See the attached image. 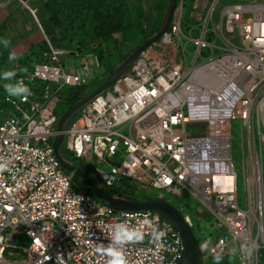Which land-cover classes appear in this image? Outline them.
<instances>
[{"label":"built area","instance_id":"obj_1","mask_svg":"<svg viewBox=\"0 0 264 264\" xmlns=\"http://www.w3.org/2000/svg\"><path fill=\"white\" fill-rule=\"evenodd\" d=\"M17 1L29 9L27 0ZM217 3L193 0L192 21L184 31V2L177 0L168 30L127 75L80 110L64 132L62 147L125 196L139 199L137 192H149L175 206L171 196L196 195L213 216L216 231L204 238L194 234L200 257L207 260L219 252L235 255L239 264H260L264 215L239 206L236 191L238 173L248 199L252 189L259 201L262 190L257 144L261 152L264 1H236L215 12ZM41 47L32 52L30 69L21 71L20 63H13V84L23 81L31 90L27 101L10 97L5 83L0 90V102L6 104L0 113V264H108L95 249L110 242L117 224L145 233L142 242L123 248L127 264H177L180 236L157 212L113 209L60 167L52 148L57 94L63 87L88 85L100 62L96 53L85 57L76 43L60 47L45 39ZM234 119L252 127L247 157L238 169L231 156ZM193 122H204L211 130L192 135L186 127ZM239 140L243 156L241 134ZM116 159L119 163L110 171L94 166ZM214 176H228L231 184L217 190ZM176 208L194 233L190 215ZM21 235L25 244L14 245ZM232 240L235 252L228 251Z\"/></svg>","mask_w":264,"mask_h":264},{"label":"rangeland","instance_id":"obj_2","mask_svg":"<svg viewBox=\"0 0 264 264\" xmlns=\"http://www.w3.org/2000/svg\"><path fill=\"white\" fill-rule=\"evenodd\" d=\"M236 1H253V0H218V3L215 7V12H219V9L222 5L233 3ZM264 1V0H261ZM101 2V5L99 3ZM183 24L182 28L186 31V23H190L192 20L189 17V13L192 9L193 0H183ZM160 0H73L71 3L70 0H66V5L68 9L67 14L70 15L71 19L63 24L64 29L57 28L54 24L50 23L47 17L44 18V22L36 21L38 26L41 25L42 37L43 40H48L54 46L67 47L71 40L77 41L79 47L82 48V54L87 57L90 53H97L100 56V67L99 73H96L95 76L88 81V86L93 88L100 80L105 78L109 73V69L114 67L118 61L125 56L133 47L139 44V41L143 39L144 36L148 35L151 29L154 26V23L157 19V13L159 11ZM71 6V7H70ZM113 7H118V12H121L122 17L121 21L123 24V30L120 32L112 33L106 37L96 38L93 33V27L95 25V10H104L112 9ZM40 24V25H39ZM46 24L48 26H46ZM83 24V27H81ZM40 28V27H39ZM193 34H195L193 32ZM188 47L191 48V44H188ZM22 53H16L19 56L20 54H26L30 49H20ZM1 53V52H0ZM11 54H8L10 56ZM92 56V55H91ZM90 56V58H91ZM25 63H20V70L30 69V61L25 58ZM14 60H10L6 66L0 64V76L6 70H12ZM75 67L83 75L84 69L75 61ZM0 81L5 83H12L10 81H5L0 78ZM4 83H1V85ZM56 113L60 115L61 110L59 109V104L56 105ZM227 128V127H226ZM186 130L192 135H206L209 133L211 128L207 126L204 122H193L187 125ZM122 132H126L125 129ZM230 132L232 136L231 144V156L234 160L235 166L238 169L247 157V136L252 132V127H246L239 124L238 119L230 121ZM240 134L243 138L244 144V155L241 154V149L239 146L240 143ZM258 155H261L263 171L261 173V184L262 190H260L259 201L257 200L256 192L250 189V198L248 199L247 189L243 190L241 183V174L238 173L237 180V202L239 206H250L253 213L258 216L259 214L264 215V146L261 147V152L259 151V145L257 144ZM242 156V158H241ZM251 160V157H248ZM119 159L115 161H101L99 163H94L95 168L102 169L104 171H110L111 168L117 167ZM192 193L196 191L191 190ZM136 196L139 199L142 197H154V193H147L146 195H140V192L136 193ZM173 201H175L176 207H181L185 213L189 214L193 225H194V234L200 238L207 237L208 235H214L216 231L212 229L214 224L213 216L208 213L206 208L199 202L196 195L191 193H182L180 197L171 196ZM135 198V197H134ZM14 245L21 246L25 244L24 236L21 235L15 236ZM236 244L232 240L229 243L228 251L235 252Z\"/></svg>","mask_w":264,"mask_h":264},{"label":"water","instance_id":"obj_3","mask_svg":"<svg viewBox=\"0 0 264 264\" xmlns=\"http://www.w3.org/2000/svg\"><path fill=\"white\" fill-rule=\"evenodd\" d=\"M176 3L177 0H166V8L163 11L157 30L120 59L107 76L87 94L76 98L60 113L55 124L56 134L52 140V148L60 167L71 173L72 181L111 208L131 211L150 209L157 212L180 236L182 251L177 264H199L200 251L197 239L182 213L174 205L159 197L131 198L125 196L118 189L107 187L91 165L82 163L77 157H66L61 148L64 141V132L80 110L94 98L110 89L117 79L127 75L130 67L141 57L142 53L157 42L162 34L168 30L173 19Z\"/></svg>","mask_w":264,"mask_h":264},{"label":"trees","instance_id":"obj_4","mask_svg":"<svg viewBox=\"0 0 264 264\" xmlns=\"http://www.w3.org/2000/svg\"><path fill=\"white\" fill-rule=\"evenodd\" d=\"M70 1H71V3L73 2V0H70ZM65 5H66V0H40L39 5L37 6V14H36L37 18L40 21L44 22V18L47 17L48 21L50 23L54 24L57 28L64 29L63 24L71 19L70 15L67 14L68 9H71V8H67V6H65ZM99 5H101V2L99 3ZM117 8L118 7H113L112 9L107 8V9H104L102 11L95 10L93 12L95 19H96L95 25L93 27V33H94L96 38L106 37L112 33L120 32L123 30V24L121 21L122 14H121V12H118ZM165 8H166V0H161L157 19L154 23V26L151 29V31L148 33V35L144 36L140 42L145 40L151 33H153L154 31L157 30L159 23H160V20H161V17H162V14H163V11L165 10ZM46 26H48V25L46 24ZM81 27H83V24ZM70 42L77 44V41H75V40H71ZM42 45H43V42H39L35 47L30 48L28 53L20 54L19 56H16L17 59H15L14 61H16L18 63L19 62L25 63L26 62L25 58H26L27 61L28 60L30 61L29 65L31 68V64L34 61L32 59V52L36 51L37 49H41ZM135 47H133V48H135ZM96 55H97V53H96ZM98 59L100 61V56H98ZM8 63H10L8 53L5 51H1V53H0V64H3V66H6ZM11 63L13 64L14 62H11ZM112 68L113 67H111L109 69V72L112 70ZM12 81H13V78H12ZM1 83H5V82L0 81V90H2V88H3ZM91 89L92 88L89 87L88 85L79 86V87L68 86V87H63L62 89H60L58 94H57V97L59 98L58 104H59V109L61 110V112H63V110L69 104L74 102V100L76 98L84 96ZM3 107H6V104L4 102H0V113H1V109ZM199 264H215L214 257L208 258L207 260H203L200 257V263ZM220 264H239V262L237 261L235 255L225 254V255H222V259L220 261ZM260 264H264V248L261 250Z\"/></svg>","mask_w":264,"mask_h":264},{"label":"crops","instance_id":"obj_5","mask_svg":"<svg viewBox=\"0 0 264 264\" xmlns=\"http://www.w3.org/2000/svg\"><path fill=\"white\" fill-rule=\"evenodd\" d=\"M2 1L4 6L0 9V41L8 39L10 44L5 47L3 43H0V52L15 53L17 56L22 53L20 49L28 50L35 47L39 42L45 41L41 38L42 31L40 32V30L42 27L40 24L38 26L36 22L38 21L36 18L37 6L40 0H27L29 9L22 6L17 0ZM30 10H34V13Z\"/></svg>","mask_w":264,"mask_h":264},{"label":"clouds","instance_id":"obj_6","mask_svg":"<svg viewBox=\"0 0 264 264\" xmlns=\"http://www.w3.org/2000/svg\"><path fill=\"white\" fill-rule=\"evenodd\" d=\"M3 43L5 47H8L10 41L8 39H4L0 41ZM10 60L17 59L15 53L9 56ZM16 76V72L14 70H6L3 72L2 78L5 81H10L12 78ZM5 92L10 97H18L22 101L26 102L28 96L31 95V90L28 86H26L23 81H19L16 84L5 83L3 85ZM3 169V165H0V170ZM144 225L151 227V222L147 219L143 221ZM144 231L140 229L130 228L126 224H117L109 237V243L105 246L102 243H99L95 249V252L99 255L105 256L108 258V264H127L126 257L123 253V248L128 244L142 242L144 239ZM204 249L207 248V244L202 246ZM246 255L250 256V251L246 252ZM222 259L221 253H216L214 255L215 264H220Z\"/></svg>","mask_w":264,"mask_h":264},{"label":"bare ground","instance_id":"obj_7","mask_svg":"<svg viewBox=\"0 0 264 264\" xmlns=\"http://www.w3.org/2000/svg\"><path fill=\"white\" fill-rule=\"evenodd\" d=\"M230 184H231V179L228 176H214V179H213V187L215 189H217V190H224ZM259 193H260V191H258V193H257L258 196H259Z\"/></svg>","mask_w":264,"mask_h":264},{"label":"flooded vegetation","instance_id":"obj_8","mask_svg":"<svg viewBox=\"0 0 264 264\" xmlns=\"http://www.w3.org/2000/svg\"><path fill=\"white\" fill-rule=\"evenodd\" d=\"M61 148H62L63 154H64L66 157L69 158V155H68L67 152L64 150V148H63V147H61Z\"/></svg>","mask_w":264,"mask_h":264}]
</instances>
